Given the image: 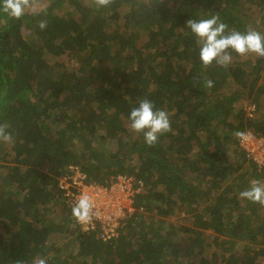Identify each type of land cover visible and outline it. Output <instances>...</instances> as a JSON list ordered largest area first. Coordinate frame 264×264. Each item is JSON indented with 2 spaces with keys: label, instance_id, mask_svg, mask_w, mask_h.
I'll use <instances>...</instances> for the list:
<instances>
[{
  "label": "trees",
  "instance_id": "trees-1",
  "mask_svg": "<svg viewBox=\"0 0 264 264\" xmlns=\"http://www.w3.org/2000/svg\"><path fill=\"white\" fill-rule=\"evenodd\" d=\"M213 15L228 31L264 34V0H32L19 19L0 11V124L13 137L0 141V264H264V206L239 195L264 183V164L237 135L264 136V58L232 52L227 67H204L185 22ZM145 97L171 123L154 146L128 127ZM69 165L87 182H143L107 242L97 221L84 230L72 215L58 182Z\"/></svg>",
  "mask_w": 264,
  "mask_h": 264
},
{
  "label": "clouds",
  "instance_id": "clouds-1",
  "mask_svg": "<svg viewBox=\"0 0 264 264\" xmlns=\"http://www.w3.org/2000/svg\"><path fill=\"white\" fill-rule=\"evenodd\" d=\"M112 2L113 0H94L95 5L99 7H106ZM31 4L32 0H0V11L19 19ZM185 24L197 38L199 58L204 67L211 66L213 62L227 67L232 62V52L240 56L253 53L259 58H264V34L258 31L248 30L243 33L236 30L228 31V25L215 15L200 20L189 18ZM38 26L41 29L45 28L46 21H40ZM206 86L211 88L213 81L207 80ZM127 119L129 129L137 134L142 133L144 142L149 146H154L160 135L172 131L168 113L156 108L154 102L147 97L140 99L137 105L131 108ZM6 129L7 124H0V141L11 143L13 137ZM237 135L244 134L237 133ZM257 162L264 164V161ZM239 195L252 203L264 206V183L252 180L250 186ZM72 215L81 223L91 221L92 202L87 194H81L73 204ZM38 264H46V261L40 259Z\"/></svg>",
  "mask_w": 264,
  "mask_h": 264
},
{
  "label": "built area",
  "instance_id": "built-area-1",
  "mask_svg": "<svg viewBox=\"0 0 264 264\" xmlns=\"http://www.w3.org/2000/svg\"><path fill=\"white\" fill-rule=\"evenodd\" d=\"M240 144L256 161H264V136L251 131L244 133ZM86 174L76 165H69V171L59 178V186L75 203L81 194H87L92 202V219L89 223L78 222L82 229L100 225L99 237L103 242L117 235L123 219L134 209L135 195L142 188V180L135 173H117L106 184L87 182ZM142 206H139L141 209Z\"/></svg>",
  "mask_w": 264,
  "mask_h": 264
},
{
  "label": "rangeland",
  "instance_id": "rangeland-1",
  "mask_svg": "<svg viewBox=\"0 0 264 264\" xmlns=\"http://www.w3.org/2000/svg\"><path fill=\"white\" fill-rule=\"evenodd\" d=\"M36 1V0H35ZM37 2H38V5L40 6V5H42V6H44L46 3H47V0H37ZM37 4V3H36ZM259 11V10H258ZM257 11H255L254 12V15H255V13H256ZM258 15V14H257ZM250 20V22H249V25L253 28L254 26H253V24L254 23H256V22H254L253 20L255 19L253 16H251L250 18H249ZM142 34H145L144 32L143 33H141V35ZM252 106V105H251ZM252 107H247V109L248 110H250ZM183 213H185L184 211H180L179 212V214H173V215H171V218L173 219V220H175V219H179V218H181L182 217V215H184ZM58 218V217H57Z\"/></svg>",
  "mask_w": 264,
  "mask_h": 264
}]
</instances>
